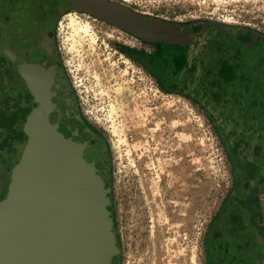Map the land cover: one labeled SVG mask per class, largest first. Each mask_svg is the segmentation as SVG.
I'll return each mask as SVG.
<instances>
[{"label": "rangeland", "instance_id": "obj_1", "mask_svg": "<svg viewBox=\"0 0 264 264\" xmlns=\"http://www.w3.org/2000/svg\"><path fill=\"white\" fill-rule=\"evenodd\" d=\"M114 1L181 25L208 23L217 34L209 44L219 31L223 39L240 27L264 31V0ZM57 40L82 116L109 147L121 264H212V222L234 188L239 159L232 133L233 119L241 115L232 113L242 95L213 90L223 85L214 71L231 73L230 50L214 42L204 49L210 53H203L200 72L192 65L177 78L168 60L183 49H158L86 14L64 15ZM16 71L0 63L8 85L0 97L9 98L7 104L0 100V108L17 110L21 123L8 132L15 145L0 152V201L27 142L29 113L19 110L32 109L33 102ZM11 79L16 83L9 85ZM225 96L230 99L223 102ZM10 150L14 156L4 165ZM259 202L264 219V188Z\"/></svg>", "mask_w": 264, "mask_h": 264}, {"label": "water", "instance_id": "obj_2", "mask_svg": "<svg viewBox=\"0 0 264 264\" xmlns=\"http://www.w3.org/2000/svg\"><path fill=\"white\" fill-rule=\"evenodd\" d=\"M71 12L154 45L177 44L178 27L201 43L217 35L208 23L205 33L203 23L181 25L114 0H0V54L33 97L27 142L0 201V264L122 263L109 147L84 120L59 51L57 28Z\"/></svg>", "mask_w": 264, "mask_h": 264}, {"label": "flooded vegetation", "instance_id": "obj_3", "mask_svg": "<svg viewBox=\"0 0 264 264\" xmlns=\"http://www.w3.org/2000/svg\"><path fill=\"white\" fill-rule=\"evenodd\" d=\"M199 28L205 33L210 30L205 23ZM188 29L178 27L177 44L156 46L163 50L182 48L187 61L183 71L193 65V71L200 72L203 50L214 42L224 45L230 50L232 69L226 77L214 71L216 81H222L223 85H215L213 90L242 95L234 107L238 113H232L241 115L233 119L237 127L232 133L235 137L232 151L239 157L235 164L236 180L230 197L212 222L209 234L212 264H264V219L259 209V192L264 188V31L240 27L232 30L227 39L221 38L219 31L213 43L206 41L202 46L199 38L185 32ZM187 40L194 46L187 44Z\"/></svg>", "mask_w": 264, "mask_h": 264}, {"label": "trees", "instance_id": "obj_4", "mask_svg": "<svg viewBox=\"0 0 264 264\" xmlns=\"http://www.w3.org/2000/svg\"><path fill=\"white\" fill-rule=\"evenodd\" d=\"M178 49H182V48H179ZM204 54H209L210 52L208 51H203ZM168 65L170 66L171 70H172V75L174 77H180V74H183L184 73V69L186 68V64H187V61L184 60V56H183V52H174L172 53L170 56H169V60H168ZM0 63L2 66H6L7 64L9 66H15L6 56L0 54ZM7 69V73H10V69H8L7 67H5ZM16 74H17V77L20 76V73L18 72V70L16 71ZM13 77V76H12ZM1 78H2V75L0 74V92L3 91V92H6L4 91V88L5 89H8V85L6 86H3V83L1 81ZM22 78V77H21ZM9 85L12 84V83H16L15 82V79H11L9 80ZM25 87V86H24ZM3 88V90L1 89ZM25 89L28 91V88L25 87ZM1 94V93H0ZM179 94V93H177ZM28 97L31 99L32 96L28 93ZM226 97V96H225ZM25 98H27L25 96ZM0 100L2 101V104L3 103H8L9 102V98H3L2 95L0 97ZM229 100V99H223L222 101L224 102ZM18 104V103H17ZM30 107L27 108L26 106L25 107H22V109H20L19 111L20 112H25L26 114L30 112ZM17 110H15L14 112L11 111L10 108H7L6 106L4 105H1V108H0V129H1V132H0V137H1V140H0V152H4L6 150H9V147L10 146H14L15 145V142L14 141H9L8 139L10 138L9 136V131L11 129H15L18 125V128L21 127V123L19 122V120H17V118H19V114H17ZM3 130V131H2ZM21 130V129H20ZM24 137L26 138V136L24 135ZM27 139V138H26ZM11 149V148H10ZM14 156V153L12 150H10V156L8 159H5L3 160L2 162L4 163V165H6V163H8V161H12V158Z\"/></svg>", "mask_w": 264, "mask_h": 264}]
</instances>
